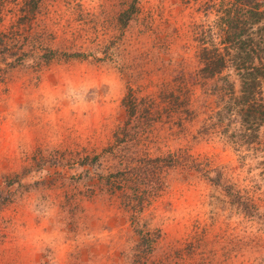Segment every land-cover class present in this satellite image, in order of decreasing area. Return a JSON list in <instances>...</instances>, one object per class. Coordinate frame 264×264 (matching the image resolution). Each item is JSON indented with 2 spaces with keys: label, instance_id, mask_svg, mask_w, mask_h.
Listing matches in <instances>:
<instances>
[{
  "label": "rangeland",
  "instance_id": "1",
  "mask_svg": "<svg viewBox=\"0 0 264 264\" xmlns=\"http://www.w3.org/2000/svg\"><path fill=\"white\" fill-rule=\"evenodd\" d=\"M232 3L0 0V264H264Z\"/></svg>",
  "mask_w": 264,
  "mask_h": 264
},
{
  "label": "trees",
  "instance_id": "2",
  "mask_svg": "<svg viewBox=\"0 0 264 264\" xmlns=\"http://www.w3.org/2000/svg\"><path fill=\"white\" fill-rule=\"evenodd\" d=\"M232 5H235L234 13L228 12L226 17L229 23L228 34H230L226 37L223 46L226 55L219 53L218 47H213L204 49L201 57L205 63L204 69L208 70L204 74L205 77L214 76L215 70L222 69L228 63L235 64L240 76L244 77L241 88L244 96L241 95L239 101L242 102L241 109L247 105L250 109L245 111L244 115L245 122L248 123L250 120L247 116L250 115L251 108L256 106L255 110L260 112L263 104L262 97H258L256 87L259 85V79L264 78V24H261L264 17V0H234ZM231 50L235 52L232 53ZM255 60H258V63ZM166 88L168 87L163 89V94ZM172 91V88H168L166 92ZM130 92L129 89L123 98V103L133 110L132 102L135 99L130 97Z\"/></svg>",
  "mask_w": 264,
  "mask_h": 264
}]
</instances>
